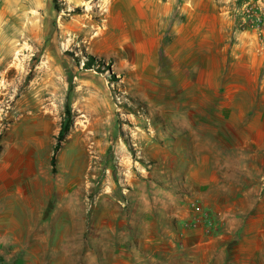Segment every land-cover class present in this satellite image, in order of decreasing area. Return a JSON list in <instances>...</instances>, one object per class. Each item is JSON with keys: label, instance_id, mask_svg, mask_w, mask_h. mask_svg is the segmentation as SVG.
<instances>
[{"label": "rangeland", "instance_id": "374dc122", "mask_svg": "<svg viewBox=\"0 0 264 264\" xmlns=\"http://www.w3.org/2000/svg\"><path fill=\"white\" fill-rule=\"evenodd\" d=\"M257 230L264 0H0V264H248Z\"/></svg>", "mask_w": 264, "mask_h": 264}, {"label": "crops", "instance_id": "0c3cea01", "mask_svg": "<svg viewBox=\"0 0 264 264\" xmlns=\"http://www.w3.org/2000/svg\"><path fill=\"white\" fill-rule=\"evenodd\" d=\"M259 233H263L264 230H257ZM258 250L259 251H264V245L258 244ZM227 246H222L220 250H225ZM249 263L251 264H264V257H260V259L253 260L252 262L250 261ZM248 263V264H249ZM203 264H221V261L218 263V260H213L212 258L208 259V261H204Z\"/></svg>", "mask_w": 264, "mask_h": 264}, {"label": "trees", "instance_id": "16d2710c", "mask_svg": "<svg viewBox=\"0 0 264 264\" xmlns=\"http://www.w3.org/2000/svg\"><path fill=\"white\" fill-rule=\"evenodd\" d=\"M57 2H58V0H54V5H56L57 4ZM89 59H91V58H89ZM53 163V162H52Z\"/></svg>", "mask_w": 264, "mask_h": 264}]
</instances>
